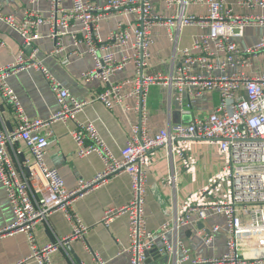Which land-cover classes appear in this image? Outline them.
I'll return each instance as SVG.
<instances>
[{
	"label": "built area",
	"instance_id": "obj_1",
	"mask_svg": "<svg viewBox=\"0 0 264 264\" xmlns=\"http://www.w3.org/2000/svg\"><path fill=\"white\" fill-rule=\"evenodd\" d=\"M48 1L47 15L38 10L27 11L25 23H20L14 13L4 12L0 0V21L16 29L23 39L15 60L0 66V95L18 120L17 129L11 133L0 128V181L14 213L13 221L0 228V236L25 233L30 243L29 255L13 264L30 261L54 264L52 253L59 245L84 238L89 230L74 209L76 199L120 173L130 176L132 197L121 207L108 208L102 220L109 223L121 215L128 217L130 243L124 252L129 255V264H147V253L156 248L175 255L176 264H264V254L252 257L245 252L251 250V243H259L264 249V35L249 47H241L237 42L248 25H264V0L237 1L244 9L262 11L257 14H239L227 0H162L165 12L157 10L155 0H69L68 7L64 5L68 0ZM190 5L203 10L189 13ZM111 18L116 20L115 24L104 36L101 25ZM42 25H49V37L55 42L53 54L63 50V40L69 36L74 54L92 56L94 64L82 73V78L100 83L96 101L109 109L117 105L129 109L126 99L135 98L141 119L132 125L120 155L109 148L95 122L78 119L88 102L78 99L38 60L39 36L31 29ZM157 25L170 30L188 26L203 30L190 46L183 47L181 65L168 72H146ZM3 46L0 41V47ZM28 48L31 52L27 55ZM63 63H70V57L66 56ZM131 64L135 77L114 81ZM24 67L37 68L50 84L59 108L49 119L28 117L7 81L10 73ZM129 85L131 88L126 90ZM155 85L176 88V101L183 115L191 114L186 95L203 97L209 91H217L219 102L206 116H191L188 121L152 132L148 124V97ZM56 121L75 122L70 133L78 155L97 153L103 162V168L93 178L80 180L73 189L66 185L59 170L46 161L50 139L43 129ZM16 140H22L33 156L27 180L20 178L7 150V144ZM208 142L217 145L224 159L222 167L204 186L188 195L173 222L166 221L158 229H150L145 214L146 168L153 165L156 150L165 147L171 156L180 158L195 181L197 161L191 154L192 148L195 143ZM57 211L65 214L71 231L62 239L42 246L35 229L40 221ZM244 212L249 213L248 224L238 222ZM214 214L224 215L229 227L227 251L221 257H193L181 238L170 239V233L176 234L181 227ZM219 230L220 226L214 225L211 230H198L197 235L210 246ZM92 254L93 261L84 264H108L97 252Z\"/></svg>",
	"mask_w": 264,
	"mask_h": 264
},
{
	"label": "crops",
	"instance_id": "obj_2",
	"mask_svg": "<svg viewBox=\"0 0 264 264\" xmlns=\"http://www.w3.org/2000/svg\"><path fill=\"white\" fill-rule=\"evenodd\" d=\"M102 2L103 0H91ZM157 2V10L164 11L162 0ZM238 0H227L239 14H257L260 9H244L237 4ZM5 13H14L20 23H25L27 11L38 10L44 15L48 14L50 3L48 0H2ZM71 2H65L68 7ZM188 12H201L203 8L190 5ZM115 19L104 21L101 33L106 36L114 26ZM38 33L36 46L37 58L68 88L78 99L88 102L82 112L78 114L81 121H93L98 131L106 141L109 148L120 155L126 141L131 134V127L140 121L141 113L135 108V98H128L130 104L127 109L117 105L113 109L95 100L101 87L98 81L87 82L82 78V73L91 68L94 60L87 53L74 54V45L71 37L63 40V50L53 54L55 42L49 37V25H42L38 29H31ZM203 30L198 26H188L182 29L175 27L168 29L165 25H157L153 30L154 44L151 47L150 65L146 72L171 71L182 63V49L190 46ZM264 35V25L251 24L245 28L244 36L238 39L241 47H249L257 43ZM0 66L12 63L23 47L20 33L10 25L0 21ZM83 52L84 47L80 48ZM26 49V54L30 53ZM69 56L70 63L64 64L63 59ZM135 77L134 66L128 65L119 72L114 81L121 82ZM8 83L20 98L25 113L31 119H49L58 110L59 105L53 94L45 75L35 67H24L10 73ZM130 89V85L125 87ZM177 90L155 85L148 97L150 117L148 124L152 132L169 127L179 122L188 121L191 116L208 115L219 102V93L209 91L203 97L187 96L190 103V115H183L176 101ZM18 126L17 117L11 107L6 105L0 95V128L9 133ZM75 122L56 121L43 129L49 135L50 145L46 154L47 163L59 170L70 188H76L80 180L93 178L102 168L103 162L97 153L80 157L78 147L71 135ZM7 150L21 179L30 177L33 156L22 140L7 144ZM20 151V152H19ZM215 154L222 157L215 143H195L192 156L197 161L196 179L192 181L190 174L182 165L177 156H171L165 147L158 148L155 152L153 165L146 168L148 172L145 214L150 229H158L166 221L173 222L176 213L190 195V193L204 186L209 177L216 173L223 165L224 159L215 160L211 164L206 156ZM211 166V169H210ZM130 176L120 173L109 181L87 190L74 202V209L89 227L84 238L75 239L66 245H59L52 253L54 264H84L91 263L94 259L92 252H97L108 264H129V255L124 249L129 245V223L126 215L115 217L109 223L103 222L105 211L110 207H121L132 197ZM14 219V213L7 197L6 189L0 181V228L5 227ZM242 224L249 223V213L244 212L238 218ZM214 225H219L214 242L206 246L197 235L200 229L211 230ZM71 226L62 211H57L40 221L35 234L40 245L53 243L67 236ZM173 241L181 238L193 257L216 258L227 251L229 227L222 214H214L206 220L198 219L196 223L181 227L178 233H170ZM251 250L245 251L248 256L256 257L264 254L259 243H251ZM180 249V248H178ZM242 250V249H241ZM247 250V249H245ZM30 243L25 233H15L0 236V264H13L28 256ZM169 260L160 259L157 253H151L148 264H176V256L169 254ZM27 264H37L30 261ZM247 264H253L249 262Z\"/></svg>",
	"mask_w": 264,
	"mask_h": 264
},
{
	"label": "water",
	"instance_id": "obj_3",
	"mask_svg": "<svg viewBox=\"0 0 264 264\" xmlns=\"http://www.w3.org/2000/svg\"><path fill=\"white\" fill-rule=\"evenodd\" d=\"M151 253H157L158 255H159V258L161 259H164V260H166V261H168L169 260V257H170V255L168 254V253H161L157 248L156 249H153V250H151V251H149L148 253H147V255H148V258H147V264H148V262H149V256H150V254Z\"/></svg>",
	"mask_w": 264,
	"mask_h": 264
},
{
	"label": "rangeland",
	"instance_id": "obj_4",
	"mask_svg": "<svg viewBox=\"0 0 264 264\" xmlns=\"http://www.w3.org/2000/svg\"><path fill=\"white\" fill-rule=\"evenodd\" d=\"M207 156H206V159H208V161L212 164L213 163V161L215 160L216 162H219L221 159H222V157H218L217 155H215V154H209L208 152H207ZM210 169H211V166H210Z\"/></svg>",
	"mask_w": 264,
	"mask_h": 264
}]
</instances>
